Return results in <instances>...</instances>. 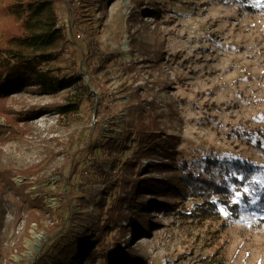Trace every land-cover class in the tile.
Here are the masks:
<instances>
[{
	"label": "rangeland",
	"instance_id": "obj_1",
	"mask_svg": "<svg viewBox=\"0 0 264 264\" xmlns=\"http://www.w3.org/2000/svg\"><path fill=\"white\" fill-rule=\"evenodd\" d=\"M12 3L0 0V68L36 58L40 71L76 83L50 95L22 91L0 100V172L9 169L42 210L28 216L4 203L0 264L43 263L58 256L62 240L84 239L86 222L102 226L112 200L128 197L119 184L132 175L165 182L147 172L158 161L138 156V140L121 135L149 121L164 139L176 138L178 163L247 178L243 185L227 182L237 214L218 203L219 214L199 222L190 215L202 200L180 199L178 211L151 212L158 226L150 235H134L136 220L108 227L86 264H106L113 255L139 256L144 264H264V0H55L71 33L59 47L39 51L9 42L20 25ZM67 102L77 104L74 115L43 111ZM111 140L123 146L112 148Z\"/></svg>",
	"mask_w": 264,
	"mask_h": 264
},
{
	"label": "trees",
	"instance_id": "obj_2",
	"mask_svg": "<svg viewBox=\"0 0 264 264\" xmlns=\"http://www.w3.org/2000/svg\"><path fill=\"white\" fill-rule=\"evenodd\" d=\"M54 3L55 0H13L9 10L16 21L20 22V25L18 33H10L8 35L9 42H23L37 51L59 47L65 40L67 33H71V26L68 30L70 21L67 27H65V24L60 23L61 20L57 16ZM141 7L143 5L139 4L137 9ZM144 13L143 11L142 16ZM136 15L137 12H134L133 17L138 21L140 18L136 17ZM134 46L135 40L131 42L132 49H134ZM82 56L90 58L94 55L88 51L86 53L83 51ZM156 60L158 61L157 63H161L160 58ZM98 61L104 63L108 61V58L99 56ZM38 64L39 62H37L36 58H18L13 64H7L0 68V100H5L11 94L22 91L50 95L59 88L65 90L75 85L76 80L60 82L54 75L40 71ZM76 106V103L67 102L46 106L43 111L50 112L54 110L61 115L71 116L75 114ZM32 114L36 116L38 111L34 110ZM149 123L148 125L139 123L125 128L121 135L128 137L130 140H138L136 148L138 156L158 161V163H151L146 166L147 172L156 171L160 175H164L166 181L155 178L153 180L148 178L144 180L145 174L130 176L128 180L119 184L120 192L128 197L125 198L123 196L124 198H120L118 196L112 200L111 205L105 210L103 215L106 218L102 226L86 222V226H83L84 239H75L73 243L62 240L64 244H59L57 248L58 256H48L43 263L39 264H86V261L92 257L95 246L104 243V231L114 224L118 227L123 221H131L130 223H134L135 220L138 221V225L133 224L136 227L134 235L136 233L150 235L151 230L158 226V223L150 218L151 212L154 210H161L166 213L178 211L180 199L193 197L202 200V204L190 215L199 222L208 217L218 215V203L225 206L231 213L237 214L236 204L228 199L227 193L229 189L227 182L230 179L237 183L241 182L240 184L243 185L246 183L247 178L240 180L229 171L223 173L222 168L218 167L214 168V174L209 172L196 173L187 161L183 160L178 163L177 156L179 152L176 150L177 144L174 143L176 138L164 139L160 127L157 124H153V121H149ZM108 146L119 148L123 144L117 140H111L108 142ZM33 170L34 166L31 167L30 171ZM100 175L107 176L105 173ZM140 193L145 195V197L139 199ZM147 193L154 195L152 201L146 200ZM215 195H221V197L216 202L211 201ZM262 199L264 201V196ZM5 202H13L19 214H25L26 212L30 216L31 212L35 210L42 211L39 205L33 202L25 193V187L17 188L12 182V174L9 169L0 172V257L5 251L3 240L4 228L6 227L5 209L3 206ZM123 202L126 203V208ZM105 203L106 200L100 203L101 208H104ZM112 220H114V223H112ZM63 225L64 221H62L61 225L62 231L64 229ZM118 229L120 239L123 240L128 228L122 226ZM115 239L114 252H118L121 249V243L118 242L119 238L115 237ZM84 242L87 243L86 246L82 245ZM87 246L89 247L88 251L80 254V249ZM106 264H144V261L139 256L128 259L122 255H113L110 258H106Z\"/></svg>",
	"mask_w": 264,
	"mask_h": 264
},
{
	"label": "snow or ice",
	"instance_id": "obj_3",
	"mask_svg": "<svg viewBox=\"0 0 264 264\" xmlns=\"http://www.w3.org/2000/svg\"><path fill=\"white\" fill-rule=\"evenodd\" d=\"M232 175H235V173H232ZM241 179H246V177H244V176H241L240 177ZM225 179H227V177H225ZM247 187H245V189H244V191L245 192H247ZM235 196L237 197V199H236V201H235V203H239V198H240V196H241V193L239 192V191H237L236 193H235ZM231 202V201H230ZM251 203H255V201H251Z\"/></svg>",
	"mask_w": 264,
	"mask_h": 264
}]
</instances>
